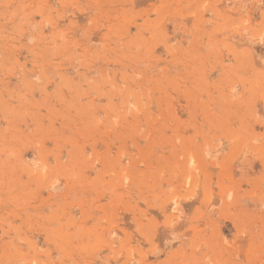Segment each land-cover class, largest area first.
Instances as JSON below:
<instances>
[{
    "label": "rangeland",
    "instance_id": "rangeland-1",
    "mask_svg": "<svg viewBox=\"0 0 264 264\" xmlns=\"http://www.w3.org/2000/svg\"><path fill=\"white\" fill-rule=\"evenodd\" d=\"M0 264H264V0H0Z\"/></svg>",
    "mask_w": 264,
    "mask_h": 264
}]
</instances>
